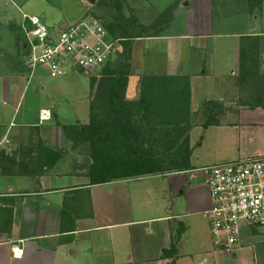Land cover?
Masks as SVG:
<instances>
[{"label":"crops","instance_id":"obj_1","mask_svg":"<svg viewBox=\"0 0 264 264\" xmlns=\"http://www.w3.org/2000/svg\"><path fill=\"white\" fill-rule=\"evenodd\" d=\"M128 3L130 12L151 30L150 35L137 38L133 46L131 95H138L136 87L141 73L153 72L148 64L151 62L146 61L157 53L153 48L162 51L160 63H155L156 57L152 59L163 75L190 78L193 116L212 117L216 115V108H221V114L229 112L239 117L236 123H227L226 128L233 132L237 146L231 154L234 159L222 163L263 153L264 95L251 89L254 80L250 81L251 88H241L239 61L241 50H255L258 56L256 69H253L258 75L256 82H264V0H169L166 8L155 11L152 7L151 12L156 14L148 17L138 14V0H128ZM165 11L169 14L162 16ZM220 40L225 43L219 45ZM194 51L215 52L214 57L222 56L224 60L226 53L228 64L235 68L233 76L239 80L238 87L218 93L220 97L215 102L207 101L205 92L195 86L202 83V76L207 72L191 69L189 63L194 60ZM28 76L27 81H30L33 75L28 73ZM6 81L5 97L13 105L9 107V103L3 102L0 106V142L5 141L2 151L13 156L16 162L35 157L41 147L46 153L65 150L72 154L70 143L59 126L63 124L50 122L51 117L56 116L53 110L41 105L38 123H26L23 118L15 122L11 107L18 109L24 91L20 96L11 93L10 83ZM196 97L205 103L192 104V98ZM50 106H54V102ZM45 113L50 117L42 120ZM220 136L225 142L227 132L219 134V144ZM220 150L219 146V153ZM219 157L226 158L228 154ZM0 166V264H104L97 260L98 256H92L99 248L96 243L107 245L100 246L99 254L104 255L108 249L113 260L123 259L112 264H264V229H244L232 250L214 249L206 215L212 206L208 181L203 183V176L196 175L204 170L209 176L206 171L209 166L167 173L170 204L159 207L168 211L154 217L144 214L145 206L134 212L131 193L137 188L114 186L147 176L102 185H90L87 180L85 185L58 187L54 182L56 177L51 174L57 165L44 168L40 175L15 174L16 169L11 172L3 164ZM82 192L88 193L90 204H82V201L79 204L75 198L67 197L70 193L81 196ZM147 192L150 193V189ZM81 211L84 213L79 214ZM150 224L159 230L160 240L155 239L153 247L134 249L133 229L137 231V226ZM138 231L145 236L144 231ZM93 247L95 250L90 255ZM127 250L132 254L123 257L122 251ZM75 257L78 261L73 262L71 259ZM90 258L91 263H87L86 259Z\"/></svg>","mask_w":264,"mask_h":264},{"label":"rangeland","instance_id":"obj_2","mask_svg":"<svg viewBox=\"0 0 264 264\" xmlns=\"http://www.w3.org/2000/svg\"><path fill=\"white\" fill-rule=\"evenodd\" d=\"M100 2L101 0H0V106H2L1 104H3V102L9 103V107L13 105V103L11 101L9 102L8 98L5 97V80L10 83L11 93H18V96H20L24 91V96L21 99L18 109L15 111L14 106L11 107L12 114H15L14 119L16 123L21 122L22 118L26 120V123H38V111L41 105L56 113L55 118L51 117L50 122H60L68 126L75 123H88L91 76L73 74L65 78H59L45 67H38L33 71L28 70L29 68L22 48L23 42L25 41V34L22 29V16L23 14L38 16L49 28L58 26V28L64 29L67 25L74 24L85 18L96 19L103 25L110 22L115 13L113 9L110 7L106 8V6H103ZM168 2L169 0H138V14L145 17L155 15L156 13H153V11L151 12L150 9L153 7L156 11L164 7L166 8L169 6ZM124 7L127 9V15H134V13L130 12L132 9L130 8L128 0L124 4ZM128 11L131 14L128 13ZM168 14L169 13L165 11L162 16ZM11 26L13 27L11 28ZM224 43V40H220L219 45ZM134 45H136L135 41L133 42V46ZM146 47H148V44H146ZM119 48L118 52H120ZM153 50V52L157 53L152 55V57L146 58V61L151 62L148 63L149 68L152 69L154 73H160L152 75H163V71L158 69L159 65H155L152 59L156 57L157 60H154L155 63H160V53H162V51H157L155 48H153ZM116 55L117 51L111 60H114ZM214 55L215 52L211 51H203L202 53L194 51L192 54L194 60L189 62L192 64L191 69L195 67L201 70L200 72L206 70L207 75L202 76V83H196L195 86L198 89H202V92H205L207 101L212 100V102L217 101L220 97L218 93L222 94L225 89L227 90L229 88L231 91L232 89L234 91L235 87H238L237 81H239L236 76H233L235 68L232 67L230 63L228 64L229 56L224 53L227 57V59L224 60L222 56L217 55L214 57ZM219 61L222 62V64H220ZM199 65H202V67H199ZM28 73L33 75L30 81H27L29 77ZM247 75H244L247 78L242 77V83H239L242 89L251 88L252 86L250 85L252 79L248 73ZM254 84V87L251 89L264 95V82L257 83L254 81ZM256 88L258 89L256 90ZM241 91L243 90L239 89V92ZM238 97L240 98V96ZM52 102H54V106L51 107L50 104ZM204 103L205 100H200L198 97L192 98V104L194 105H202ZM193 109L194 108L191 106V113ZM238 120V116L229 114V112L227 114H221V108H216V115L212 117L194 116L187 153L183 152V147L181 150L177 147L176 150L179 151L172 153L170 160H183L185 158L188 161L187 165L189 169L213 166L233 160L234 158H231V154L237 146L234 145L235 140L233 132L226 128L228 126L227 123H236ZM221 132H227V136L225 142L223 141V136H220L221 143L219 144L218 136ZM122 137L123 136H121V138ZM112 140L113 141L109 140L106 143L111 151L112 148L115 147L113 146L115 141L114 139ZM85 146L86 145H84V147ZM219 146L221 148L220 153ZM120 147L121 145L117 146L119 149ZM66 149H68V147H66ZM63 151L66 152L65 150ZM70 151H72V154L69 151L66 152L63 160L57 164L56 168L51 173L54 175V178L56 177L53 179L58 187L85 185L87 180H89L86 174L90 164L89 160L91 161V159H88L86 153L81 154L82 151L80 149ZM220 154H228V157L220 158ZM164 156V159H166L168 154ZM117 158L119 157L111 154L106 160H116ZM167 166L159 169L160 173H157L158 175L155 174V176L151 175L144 179H135L129 182L125 181V183H119L114 186H129L130 190L134 187L137 188V191L131 193L134 212L138 207L145 206L147 210L144 214L147 217L165 214L168 209L162 210L159 205L170 204V188L168 185L170 177L167 175L169 172V169H166ZM177 166L183 167L184 165L179 163ZM116 171H119V168L113 170V166H109V168L107 167L106 174L110 175ZM198 173L199 174H196L197 176H203V183L208 181L207 173L204 170ZM148 189H150V193L147 192ZM80 194L81 196H76L70 193L67 197L69 200L75 198V202L79 204L80 201H82V204H88V202L90 204V201H88V193L82 192ZM69 203L72 204V201ZM168 208L170 209V206ZM82 213H84V211L79 212V214ZM139 218V214H136V219ZM137 229L142 231L145 230V236L141 235V231ZM136 230L137 231L133 229V235L135 237L133 245L134 249L138 248V251H140V248L143 246L152 245L150 247H153L154 244L152 242L157 238L160 240L161 234L159 230L151 224L137 226ZM192 239L193 238H188L190 241ZM95 246L99 248L93 252L95 250L93 247L90 251V255L93 252L92 256H98L97 260L100 262L112 264L113 261L116 263L123 260H118L117 258L113 260L112 254L108 249L104 255L99 254L100 246L105 248L107 247L106 244L101 245L96 243ZM122 252L123 257L132 254V252L129 253L128 250ZM91 259L92 258L86 259V262L91 263ZM71 260L73 262L78 261L76 257Z\"/></svg>","mask_w":264,"mask_h":264},{"label":"trees","instance_id":"obj_3","mask_svg":"<svg viewBox=\"0 0 264 264\" xmlns=\"http://www.w3.org/2000/svg\"><path fill=\"white\" fill-rule=\"evenodd\" d=\"M126 2H100L115 13L112 20L103 26L111 39L120 40L121 48L120 52L117 50L114 60H110L97 75L90 78L88 123L60 126L57 122L70 143V150L80 149L81 154L86 153L91 159L86 174L90 185L155 176L160 173L159 169L167 165L168 173L190 170L185 158L170 160L171 154L182 147L183 152L187 153L190 144L194 117L191 113L190 78L141 73L136 87L138 95H131L133 42L150 35L151 30L133 14H126ZM22 48L26 57L28 51L25 42ZM257 57L255 50H241L240 81L247 78L244 76L247 73L252 80L258 79L257 71L253 70L256 69L254 64ZM108 139L115 141L112 151L106 145ZM119 145L120 149L117 148ZM177 147L179 150H176ZM37 150L35 157L19 162L1 151L0 165L3 164L11 172L16 169L15 174L32 172L33 175H40L44 168L50 169L59 164L66 153L63 150L46 153L42 147ZM111 154L119 158L106 160ZM165 154H168L166 159ZM179 163L184 166L178 167ZM109 166H113V170L119 168V171L108 175Z\"/></svg>","mask_w":264,"mask_h":264},{"label":"built area","instance_id":"obj_4","mask_svg":"<svg viewBox=\"0 0 264 264\" xmlns=\"http://www.w3.org/2000/svg\"><path fill=\"white\" fill-rule=\"evenodd\" d=\"M22 28L29 70L45 67L56 77L97 75L112 59L120 40H112L96 19L85 18L66 28H49L41 18L23 14ZM41 116L42 120L49 118ZM0 142V152L4 149ZM214 249L232 250L244 229H264V152L206 168Z\"/></svg>","mask_w":264,"mask_h":264}]
</instances>
